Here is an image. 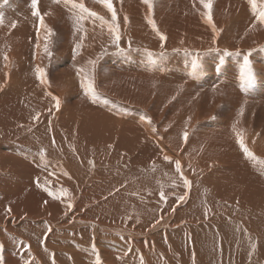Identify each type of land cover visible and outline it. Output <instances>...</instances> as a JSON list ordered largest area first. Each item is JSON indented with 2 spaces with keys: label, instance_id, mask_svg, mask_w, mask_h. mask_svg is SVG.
<instances>
[{
  "label": "bare ground",
  "instance_id": "obj_1",
  "mask_svg": "<svg viewBox=\"0 0 264 264\" xmlns=\"http://www.w3.org/2000/svg\"><path fill=\"white\" fill-rule=\"evenodd\" d=\"M83 3L107 23L39 0L49 58L31 0H0L2 264H264V54L242 88L245 55H202L216 35L200 0H112L118 46L111 13ZM211 15L220 51L264 43L248 0H213ZM174 48L197 56L158 58Z\"/></svg>",
  "mask_w": 264,
  "mask_h": 264
},
{
  "label": "snow or ice",
  "instance_id": "obj_2",
  "mask_svg": "<svg viewBox=\"0 0 264 264\" xmlns=\"http://www.w3.org/2000/svg\"><path fill=\"white\" fill-rule=\"evenodd\" d=\"M53 3L55 4H63L66 8H70V10L72 11L73 15L75 16L76 22L77 24H79L83 19L87 18V17H93L96 20H99L101 25L107 23V21L104 20V17L99 16L96 12L91 11L90 9H88L87 7H85L83 0H80L79 3H77V0H52ZM96 3L101 4L104 8L107 9V11L109 13H111V21L112 23L109 25L108 30L110 33L113 34L114 36V40L113 43H116L117 46L119 44V34H118V23H117V13L115 8L113 7V3L112 0H95ZM141 2L145 5H147L149 12H151L152 7H153V3L152 0H141ZM38 3L39 0H31V9H32V16L38 18L39 20V27L37 28V40H39V32L40 29L43 28L44 31L47 33V35L44 37L45 43H44V53L50 58L52 56L51 51L49 50V37H51L52 35H54V32L51 28L47 27V25L44 22V16L45 15H51L50 12L48 13H44L41 14V12L39 11L38 8ZM200 3L203 5V7L207 10L205 13H202V15L206 16L207 21L209 24L212 25L213 27V32L218 35L219 33L217 32L215 25L212 24V15H211V9H212V3L213 0H200ZM248 3L251 7V9L253 10V12L255 13V19L256 22L264 25V0H260V2L258 3V0H248ZM125 23L128 22V18L125 17L124 18ZM152 23V27L154 31H157V34L159 35V38L161 41H164L166 39L165 36L160 35L158 30L155 27V23ZM4 24V17L0 16V25ZM12 28L16 27V23L13 22L11 24ZM252 27H255V23L252 25ZM36 47H39V44H36ZM81 47L80 44L76 45V49H79ZM161 47H163V45H161ZM75 54V51H74ZM237 55H239V53H236ZM3 59L5 61H8V56L5 54ZM90 64L93 65V67L95 66V62L94 61H89ZM198 64H196L195 62L192 65V70L193 72H195L198 69ZM35 72L37 74V78L40 80L41 83H47L46 81V73L44 71V69L40 68V67H36L35 68ZM77 76L80 77V86L81 88L84 90L85 95H91V96H95V82H94V77H91L89 75H87L86 73H83L82 69H77ZM239 79H240V84L241 87H247L249 85H251L255 79V73L252 69V66L247 58V56L244 57V62L240 68V73H239ZM52 99L55 101V107L57 109H59L60 107V100L53 96ZM244 109L241 108L240 109V114H243ZM34 119H38L37 117H34ZM239 121H237L238 123ZM232 129L234 132H236V137H237V143L239 144L240 149L242 150V152L244 153V155L248 158L251 159H255V157L253 156V153L249 150V148L246 146L244 139L242 137V134L240 131H237L236 129V124L232 125ZM187 132L184 133V139L185 141L187 140ZM164 159L167 161L169 160V157L165 156ZM175 168L177 171H180L181 169V165L179 163V161L175 162ZM183 179V177H182ZM189 181L187 179H184V184L185 186H189ZM62 194H66V193H62ZM163 199V196L161 197ZM179 200H183L184 197H178ZM69 208H71V205H68ZM175 209H173L174 211ZM7 211L10 213L11 209H7ZM157 223H159V221H157ZM50 231V229H49ZM0 264H2V260H0ZM95 264H101V260L99 255L97 254L96 256V260H95Z\"/></svg>",
  "mask_w": 264,
  "mask_h": 264
},
{
  "label": "rangeland",
  "instance_id": "obj_3",
  "mask_svg": "<svg viewBox=\"0 0 264 264\" xmlns=\"http://www.w3.org/2000/svg\"><path fill=\"white\" fill-rule=\"evenodd\" d=\"M206 21H207V18H206ZM207 23H208V21H207ZM212 24L215 25V18L213 16H212ZM209 26L211 28H213L211 24H209ZM160 34L163 35V33L161 31H160ZM219 34H221V33H219ZM213 40H214V45L211 46V47H209V48H207L206 50H204L202 55H204V57H206V58H208V57L210 58L212 54H215V55L217 54L216 56L217 57L220 56L219 59L222 60V63H220L222 65L224 64L223 62H226L227 61V58H230L231 56H233V58H236L237 57L238 59H240V58L242 59V57L245 55V56H247V58L251 62V59H253L255 61H258V58L260 57V59H261V57L264 54V43L259 44L257 46H254L252 48H245V49L244 48H239V49L233 48V49H229V50H227L225 52V50L220 51L221 49H223V48H221V46H223V44L219 43V41H220V35H218V36L216 35L215 39L213 38ZM162 45H163L162 48H164L166 46L165 42H163ZM159 52L160 53H157L158 54V58H160L159 56H161V58H167V57L171 56L172 54H174L175 52L188 55V56H190V58H192L193 61H194V59L197 56V54H196L197 53V50L196 49H188V48H174V50H171V51L168 50V52H166L165 54H162V51H159ZM242 52H244V53H242ZM111 53H113L112 50H111ZM236 53H239V55H237ZM219 54H221V55H219ZM184 57H186V56H184Z\"/></svg>",
  "mask_w": 264,
  "mask_h": 264
}]
</instances>
